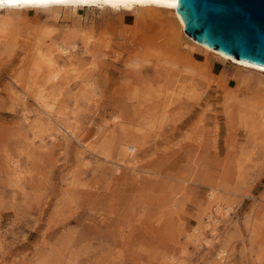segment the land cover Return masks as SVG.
Masks as SVG:
<instances>
[{
  "label": "rangeland",
  "instance_id": "1",
  "mask_svg": "<svg viewBox=\"0 0 264 264\" xmlns=\"http://www.w3.org/2000/svg\"><path fill=\"white\" fill-rule=\"evenodd\" d=\"M77 12H30L14 19L21 42L0 43V264H264V73L213 58L214 77L192 75L186 45L204 53L183 36L145 48L143 36L166 39L157 21ZM39 25L58 41L73 28L107 37L90 46L97 60L76 38L58 79L70 92L24 90L23 40ZM84 77L96 94H76Z\"/></svg>",
  "mask_w": 264,
  "mask_h": 264
},
{
  "label": "bare ground",
  "instance_id": "2",
  "mask_svg": "<svg viewBox=\"0 0 264 264\" xmlns=\"http://www.w3.org/2000/svg\"><path fill=\"white\" fill-rule=\"evenodd\" d=\"M176 4H177V0H0V43L2 44V46H5V47H8V46L13 47L15 44H17L20 41V39H19L20 34L14 28L15 27L14 26V24H15L14 23V19H19L20 17H23L25 19V18L28 17V14L30 12H33V11L44 12L49 18H57L58 15L59 16L61 15V17L64 18V20L73 19L75 17L78 20V16L77 15H79V14H78L77 11H79V10H81V9L86 7L88 10H91L92 12L94 10H96V9H100L101 12L105 13V14H102L103 15L102 17L103 18L105 17V19H107L108 16H111V15L106 16L107 13L112 14V15L113 14H121L122 16H124V14L127 13V15H126L127 17L133 18V16H136L140 20H154V21H157L158 23H160V25L165 26V28L163 30H165V34L167 33V35H166V39L163 40V41L160 40L157 43L156 38L154 40V38H150V37L147 38V36H146V38H147L146 39L145 36H143V37L141 36L143 38L142 42H144V44H145L144 46H145L146 49L148 47L152 46V45H155V47H158L160 49L161 46H159V45L163 46V45H165V43L166 44H173V45H176L177 47L180 46V45L182 46V44H180L178 42V38L180 36H183L186 41L192 43L196 48H200L203 51V53H204L203 56L197 55V53L195 51H190L193 48H191L189 50L188 48H186L188 45H186L185 52H186V54L188 56L186 57V64H185V66H186L185 69L186 70L185 69L184 70L188 71V72L189 71L193 72L192 75L194 73L200 74V75L207 74V76H208V74L209 75H213L209 71V68L211 67L210 66V62H211V60L213 58L218 59V60H220L222 62H226L227 60H230L236 66L237 72H239L240 69H246V70H250V71H255V72H257V74L264 73V66L263 65H258V64L251 63L249 61H245V60H240V59H235V58L229 57V56H227V55H225V54H223L221 52H218V51H216L214 49H211V48L207 47L206 45L196 41L195 39H193L189 35H187L185 33V30H184L183 21H182L181 17L179 16L178 12L175 9ZM164 12H166V13H164ZM170 13L173 15V21L168 18ZM39 26H40V29H39L38 32L36 30V36L32 40H30V38L29 39L26 38L27 40L26 39L23 40L25 45L28 48H30V50H32L33 59H34L32 61V63H31L32 67H31V72L29 74V78H28L29 81H27L28 83L24 87L25 88L24 90L35 91V92H37V94L39 96H41L43 98L45 97L46 94H48V95L51 94V96H52V95H56V94H60V93L62 94L63 92H67V91L70 92L72 89L69 88V86L61 85V83H59L58 79L62 76V74L67 73L68 71L71 72V70H65L66 67H68V66L65 67V65L68 62L71 63L72 62L71 59L74 58V60H75V59L78 58L77 55L79 53L76 52V48H77V44H76V41H75L76 38H78V36H79L82 39V42H83V45H84L83 46L84 47V51L83 52L90 53L92 55V57L97 60V57H102L100 55L101 53L99 54L94 49H93L94 50L93 51L90 46L98 45V47H99L100 44L105 46V47L109 46V43L107 41V37H106V35L104 33H101L100 35L96 36L95 29H94V34L92 33L93 34L92 35L91 32H85L84 30H78V29L75 30L73 28V29L62 31L61 35L59 36L61 39L59 38L60 40L58 41V40H56V38L54 39L53 36H50L52 33L51 34L49 33V35H48V32H50V31L53 32L54 29L52 31L47 26L46 27H44V25L43 26L39 25ZM166 27H168V28L166 29ZM168 30H170V31H168ZM91 31H93V30H91ZM155 37H157V36H155ZM47 39H48V42H47ZM181 46H180V48H182ZM173 48H175V47H173ZM109 50H111V49H109ZM183 50H184V48H183ZM175 53H176V49H175ZM105 54H107V53H105ZM105 54L103 53L102 55H105ZM136 54H137V52H136ZM158 54L161 55L162 52L159 51ZM178 55H179V53H178ZM180 55H182V54H180ZM138 56H139V54H138ZM138 56H136V57H138ZM173 57H175V56H173ZM204 57H205V60L203 59ZM183 59H185V56H184ZM89 60H91V59H89ZM81 62H83V61H81ZM91 62H90V64H91ZM183 63H185V62L183 61ZM73 64H76V63H73ZM74 67L72 68V71L74 70ZM91 68H92V66H91ZM81 70H79L78 73L81 72ZM84 70H86V69H84ZM83 72H85V71H83ZM74 73H76V71ZM91 77H93V73L91 74ZM91 77H84V78L81 79V81L79 80L80 81L79 84H78L79 88L77 89L76 94L86 95V94H96L97 93V91L99 89H98V86H96L95 81H94L96 79H93ZM205 77L206 76H204V79H205ZM213 77H214V75H213ZM251 77H253V76H251ZM63 78H66V77H63ZM183 78H185V77H183ZM173 79L174 78H172V80ZM63 80H65V79H63ZM174 80H177V79H174ZM188 80H190V78ZM242 81L245 82V83L246 82L249 83L250 79L247 78V77L244 78L242 76ZM149 82H148V84H149ZM170 82H172V81H170ZM194 82H195V80H194ZM191 83H192V81H191ZM160 85H158V86H160ZM105 89H106V87H105ZM163 89L164 88L162 87V90ZM14 90L16 91V89H14ZM136 91H137V89H136ZM202 91H204V90H202ZM145 92H146V90H145ZM163 92H164V90H163ZM163 92L160 91L159 93H157V94L155 93L156 95L155 94L154 95L158 97ZM175 93H177V91ZM231 93H232V91L230 92V94ZM26 94H28V93H26ZM132 95H134V94H132ZM57 96H59V95H57ZM43 98H42V100H43ZM55 98H57V97H55ZM96 98H95V100H96ZM168 98L170 99V97H168ZM131 99H129V100H131ZM53 100H54V97H53ZM154 101H156V100H154ZM172 101H173V99H172ZM111 106H112V104H111ZM252 106H253L252 102L245 103L244 101H241V102L238 103V107H239L240 111H243L242 107L246 108V110H248V109L252 110ZM157 107L159 109V106H157ZM46 109H48V108H46ZM239 110H237V111H239ZM262 110H264V109H261V111ZM225 112L229 116V118L230 117L233 118L234 109H232L231 111L230 110H226ZM147 113H148V111H147ZM152 113H153V110H152ZM243 113H245V112L243 111ZM240 116H242V115L240 114ZM246 116L248 117V115H246ZM241 118H243V117H241ZM241 118L239 117V119H241ZM241 120L243 121V119H241ZM263 123H264V121H263ZM249 124H251V123H248V125ZM261 126H264V124L263 125L262 124L259 125V127H261ZM176 143H177V141H176ZM130 148L134 150V146L127 147V150L130 149ZM215 209H217V208H215ZM219 214H220V212H219Z\"/></svg>",
  "mask_w": 264,
  "mask_h": 264
},
{
  "label": "water",
  "instance_id": "3",
  "mask_svg": "<svg viewBox=\"0 0 264 264\" xmlns=\"http://www.w3.org/2000/svg\"><path fill=\"white\" fill-rule=\"evenodd\" d=\"M175 9L191 38L264 66V0H177Z\"/></svg>",
  "mask_w": 264,
  "mask_h": 264
}]
</instances>
